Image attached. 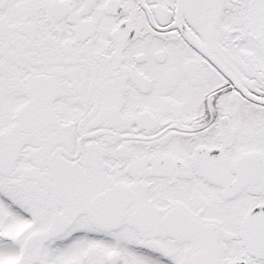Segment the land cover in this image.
Instances as JSON below:
<instances>
[{
    "label": "snow or ice",
    "instance_id": "obj_1",
    "mask_svg": "<svg viewBox=\"0 0 264 264\" xmlns=\"http://www.w3.org/2000/svg\"><path fill=\"white\" fill-rule=\"evenodd\" d=\"M0 264H264V0H0Z\"/></svg>",
    "mask_w": 264,
    "mask_h": 264
}]
</instances>
